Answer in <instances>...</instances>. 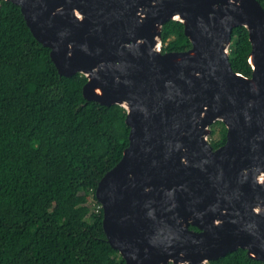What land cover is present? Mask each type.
<instances>
[{"label": "water", "instance_id": "water-1", "mask_svg": "<svg viewBox=\"0 0 264 264\" xmlns=\"http://www.w3.org/2000/svg\"><path fill=\"white\" fill-rule=\"evenodd\" d=\"M12 1L59 73L87 76L85 98L127 109L129 144L96 187L124 264H207L239 247L264 261L261 2ZM169 19L184 23L189 49L162 51ZM238 25L249 31L250 76L229 57ZM216 120L227 137L214 148Z\"/></svg>", "mask_w": 264, "mask_h": 264}, {"label": "trees", "instance_id": "trees-1", "mask_svg": "<svg viewBox=\"0 0 264 264\" xmlns=\"http://www.w3.org/2000/svg\"><path fill=\"white\" fill-rule=\"evenodd\" d=\"M162 41L163 52L192 46L177 19L163 24ZM251 47L247 27L235 26L229 57L247 76ZM86 81L60 74L21 6L0 0V264L125 263L104 231L96 187L129 144L127 109L85 98ZM210 127L217 148L227 126ZM209 264L264 261L239 247Z\"/></svg>", "mask_w": 264, "mask_h": 264}, {"label": "rangeland", "instance_id": "rangeland-1", "mask_svg": "<svg viewBox=\"0 0 264 264\" xmlns=\"http://www.w3.org/2000/svg\"><path fill=\"white\" fill-rule=\"evenodd\" d=\"M208 140L211 142V133L208 135ZM92 203V202H91ZM210 262H208L207 264H209Z\"/></svg>", "mask_w": 264, "mask_h": 264}, {"label": "bare ground", "instance_id": "bare-ground-1", "mask_svg": "<svg viewBox=\"0 0 264 264\" xmlns=\"http://www.w3.org/2000/svg\"><path fill=\"white\" fill-rule=\"evenodd\" d=\"M248 165H249V163H248Z\"/></svg>", "mask_w": 264, "mask_h": 264}]
</instances>
